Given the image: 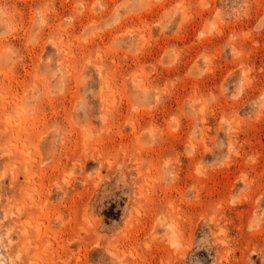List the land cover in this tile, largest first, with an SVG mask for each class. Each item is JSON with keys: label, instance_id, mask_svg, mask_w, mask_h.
Here are the masks:
<instances>
[{"label": "rangeland", "instance_id": "1", "mask_svg": "<svg viewBox=\"0 0 264 264\" xmlns=\"http://www.w3.org/2000/svg\"><path fill=\"white\" fill-rule=\"evenodd\" d=\"M0 259L264 264V0H0Z\"/></svg>", "mask_w": 264, "mask_h": 264}, {"label": "bare ground", "instance_id": "2", "mask_svg": "<svg viewBox=\"0 0 264 264\" xmlns=\"http://www.w3.org/2000/svg\"><path fill=\"white\" fill-rule=\"evenodd\" d=\"M24 230V229H23ZM22 230V231H23ZM23 240H28V239H26V237H24V239ZM30 241V240H29ZM28 242V241H27ZM22 243H24V241H22ZM29 243V242H28ZM34 245H36V244H34ZM8 247H9V249L7 250V255L9 256V258H10V260H11V255H12V253H13V248L11 247V245L10 244H8ZM24 249H26V251H25V254H24V257H21L20 256V254H21V251L20 250H17L16 251V258H19L20 259V261L23 259V258H25V259H28V252H27V248H24ZM36 262H39V261H37V260H35ZM35 262V263H36ZM0 264H4L3 263V261L0 259ZM37 264H39V263H37Z\"/></svg>", "mask_w": 264, "mask_h": 264}]
</instances>
